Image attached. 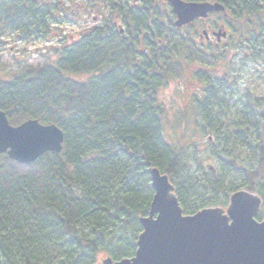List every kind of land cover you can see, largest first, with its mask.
<instances>
[{"label":"trees","instance_id":"16d2710c","mask_svg":"<svg viewBox=\"0 0 264 264\" xmlns=\"http://www.w3.org/2000/svg\"><path fill=\"white\" fill-rule=\"evenodd\" d=\"M70 1L0 0V110L13 125L37 119L64 132L61 152L32 163L0 155V264L133 257L155 194L154 167L169 176L184 214L226 207L246 189L262 198L256 217L264 220V96L242 91L237 71L204 69L226 59L220 40L231 31L242 35L240 65L264 64V0H186L224 6L211 13L221 20L210 29L230 31L220 40L213 32L214 41L194 27L202 19L176 26L166 0ZM90 8L101 22L70 42L60 38L59 26L79 23ZM10 39L60 45L50 47L54 59L2 74ZM192 63L202 91L191 112L171 121L163 89Z\"/></svg>","mask_w":264,"mask_h":264},{"label":"water","instance_id":"95a60500","mask_svg":"<svg viewBox=\"0 0 264 264\" xmlns=\"http://www.w3.org/2000/svg\"><path fill=\"white\" fill-rule=\"evenodd\" d=\"M166 1L178 27L225 10L219 2ZM63 142L64 132L56 124L29 119L13 125L0 110V155L29 164L45 152H61ZM151 177L155 194L149 215L140 218L143 231L135 255L119 261L106 257L101 264H264V220L256 217L263 202L260 195L241 189L230 196L226 208L206 207L188 215L169 176L154 167Z\"/></svg>","mask_w":264,"mask_h":264},{"label":"rangeland","instance_id":"374dc122","mask_svg":"<svg viewBox=\"0 0 264 264\" xmlns=\"http://www.w3.org/2000/svg\"><path fill=\"white\" fill-rule=\"evenodd\" d=\"M66 5H70V0H63ZM85 0H77L78 6L83 7L82 3ZM96 8H90L88 12L90 13L84 16L83 20H80L79 23L75 24L73 22H68L66 24H62L59 26L58 31H60V38L66 37L65 41L70 42L74 39H77L83 32H85L90 27L101 22V14L96 12ZM106 11V10H103ZM81 12H83L81 10ZM88 17V18H87ZM221 20L219 15L211 14L208 18L203 19L202 22H195L194 27L201 30L208 27V25H213L214 22ZM213 27V26H212ZM228 29V28H227ZM230 30L228 29V32ZM234 32V33H233ZM231 35L235 36V39L231 38ZM210 36L212 40H215L213 35V31L210 30ZM239 31H231L230 35L222 41L225 46L228 48V53L226 54V59L218 62L215 66L204 67V69H208L212 74H225L226 72L232 73L236 75V79L240 82V87H242V91H245L246 88L251 90L253 94L258 96H264V64H258L253 62L244 63L245 65H240L239 58L237 55V45H240L238 42V38L241 37ZM201 38V37H200ZM203 41V40H202ZM231 41V42H230ZM230 42V43H229ZM231 44V45H229ZM52 45H60V42H57L55 39L52 42H31V43H23L19 41H15L13 39L9 40V43L5 45L6 49L3 52L1 62L4 65V72L2 74H7L9 71L7 69H16L21 64H32L37 65L43 63L45 61H49L55 58L54 51L50 48ZM230 47V48H229ZM233 63V61H235ZM232 62V65L230 64ZM200 65L198 63H192L187 66L186 72L179 79L171 81L169 86L163 89L162 98L167 105L169 120L173 121V117L175 114H178L183 109H188L189 112L193 110V94L196 92L202 91L203 84L200 82L195 76V70L199 69ZM244 89V90H243ZM174 125L176 124L173 122ZM192 126V125H191ZM166 136L170 138V136L174 135V131L170 126L166 123ZM179 127H175L174 130L177 131ZM180 129H178L179 131ZM193 131V129H192ZM200 144V148H205V141L199 139L197 141ZM219 206V205H217ZM215 207V206H210ZM225 207V206H222ZM99 261L97 264H101V260L106 258L105 255L99 256Z\"/></svg>","mask_w":264,"mask_h":264},{"label":"flooded vegetation","instance_id":"af4514ba","mask_svg":"<svg viewBox=\"0 0 264 264\" xmlns=\"http://www.w3.org/2000/svg\"><path fill=\"white\" fill-rule=\"evenodd\" d=\"M203 20V19H202ZM209 28V29H208ZM208 28H205L204 29V32H205V40L206 41H210L211 40V36H210V34H209V30H212V29H210V28H212V25H208ZM213 32H215V31H213ZM216 33V32H215ZM218 39L220 40V36H218Z\"/></svg>","mask_w":264,"mask_h":264},{"label":"snow or ice","instance_id":"6c2138e0","mask_svg":"<svg viewBox=\"0 0 264 264\" xmlns=\"http://www.w3.org/2000/svg\"><path fill=\"white\" fill-rule=\"evenodd\" d=\"M166 195V193L162 190L161 191V197L163 198Z\"/></svg>","mask_w":264,"mask_h":264}]
</instances>
